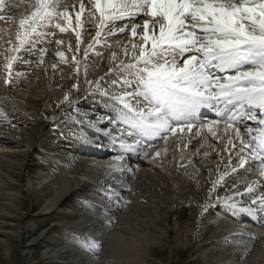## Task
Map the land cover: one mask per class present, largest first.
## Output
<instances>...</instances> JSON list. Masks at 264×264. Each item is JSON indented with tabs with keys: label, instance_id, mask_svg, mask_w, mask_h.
<instances>
[{
	"label": "bare ground",
	"instance_id": "1",
	"mask_svg": "<svg viewBox=\"0 0 264 264\" xmlns=\"http://www.w3.org/2000/svg\"><path fill=\"white\" fill-rule=\"evenodd\" d=\"M9 1L4 0L0 8V95L7 87L13 88L24 97V103L34 107L28 100L38 99L40 94L59 97L68 88L75 92L79 89L80 96L70 103L71 108L83 112L79 121L106 116L111 111V94L116 90H110L109 97H105L86 81L105 77L100 83L106 88L116 78L106 76L109 68L120 60L130 62L123 46L127 44L131 50V43L139 39L131 37L130 27L124 33L102 36V42L85 57L84 49L96 34L99 14L90 0H59L65 6L60 11L67 10L70 20L58 17L50 25L45 22L47 26L38 28L43 35L32 37L34 50L16 53L10 49L17 44L19 21L30 15L34 0H17V6L13 2L9 5ZM81 2L85 10L80 13L77 27L76 13ZM145 19L149 18L142 15L119 22L118 26L136 23L142 32ZM56 23L67 30L60 32ZM77 31L82 37L79 52ZM56 40L62 43L57 45ZM40 49L45 50L43 62L39 59ZM58 51L64 53L66 63L56 55ZM96 52L101 55L96 56ZM113 52L115 61L110 62ZM74 54L79 66L72 59ZM13 55L22 59L13 63L10 75L6 64ZM9 75V83L5 84ZM79 82L80 87H73ZM35 115L28 129H17L0 120V241H6L3 238L7 234L14 235L26 264H166L153 256L156 250L185 254L186 264H264V220L256 221L254 216L239 211L230 215L231 210L222 205L204 211L206 203H215L216 195L231 196L234 184L239 185L240 192L251 181L264 185L259 172L251 174L237 168L224 177L223 186L217 187L209 200L212 181L229 163L231 145L223 135V124L218 129L221 139L212 138L205 129L201 137L185 132L170 136L167 145L163 140L156 141L142 149L139 158L129 152L124 161L132 169L129 173L109 168L115 156L125 155L113 147L109 137L98 136L95 130L83 126L85 137L64 142L58 130L48 128L53 120ZM216 118L215 113L199 117L205 123ZM97 127L101 132L110 130L107 122ZM165 147L167 151L153 159V153ZM231 160L232 167H236L239 161L235 151H231ZM109 186L111 191H103ZM262 194L264 186L255 190V196ZM20 197L30 208L27 223L22 226L16 205ZM253 198L236 199L246 206ZM40 218H48L49 223L42 227ZM92 239L96 247L85 250ZM35 248L39 250V262L32 258Z\"/></svg>",
	"mask_w": 264,
	"mask_h": 264
},
{
	"label": "snow or ice",
	"instance_id": "2",
	"mask_svg": "<svg viewBox=\"0 0 264 264\" xmlns=\"http://www.w3.org/2000/svg\"><path fill=\"white\" fill-rule=\"evenodd\" d=\"M90 2L95 13L99 14V23L95 36L84 49L85 57L102 42V36L124 33L130 27L131 37L139 38L138 42L131 43V50L127 44L123 46L124 55L130 57V62L120 60L109 68L106 76L116 78L106 88H102L100 83L105 77L95 82L86 81L105 97H109L110 90H116L109 101L111 111L96 121H77L95 130L98 136L109 137L113 147L125 153L114 157L115 163L109 165L112 172L127 170L131 173L132 169L124 164L129 152L139 158L142 149L150 148L159 140L167 145L170 136L178 133H194L195 137H201L206 129L212 138L221 139L218 129L223 124V135L228 137L227 144L231 145V151H235L239 162L232 167L230 151L226 170L218 173V178L212 181L208 190L209 200L217 187L223 186L224 177L229 172H236L237 168L251 174L259 172L264 177V0ZM3 5L4 0H0V8ZM61 7L65 6L59 0H34L30 15L19 21L21 31L17 33L15 49L10 51H33L35 43L32 37L43 35L38 32L39 27L50 25L58 17L69 21V12H61ZM79 8L77 27L85 4L81 2ZM142 15L149 18L143 21L142 32L138 31L141 25L136 23L118 26L119 22L135 20ZM54 26L60 32L67 30L60 23ZM75 37L76 51L79 52L80 32L77 31ZM61 43V40H56L57 45ZM29 44L32 47L26 48ZM40 52L39 59L43 62L45 50L40 49ZM56 55L62 62H67L63 52L58 51ZM95 55L100 56L101 53L96 52ZM115 57L113 52L110 62L115 61ZM18 59L22 57L13 55L8 58L6 68L10 75L13 63ZM72 59L79 66L80 61L75 54ZM10 75L5 84L9 83ZM202 108L213 110L217 118L207 123L201 121L199 113ZM103 122L109 124V131L101 132L97 127ZM196 124L200 127H195ZM253 125L256 126L255 132ZM79 135L84 137L85 133L81 131ZM235 141L239 142L238 145ZM166 151V147L157 150L153 159ZM261 186L264 185L251 181L240 192L239 185L234 184L231 196L216 195L215 203H206L204 211L208 207L222 205L231 210L230 215L239 211L254 216L256 221L264 220V215H260L264 213V194L255 196V190ZM103 191H111V186ZM249 196L255 198L246 206H241V201L236 199ZM96 245L95 239L88 240L85 250L94 249Z\"/></svg>",
	"mask_w": 264,
	"mask_h": 264
},
{
	"label": "rangeland",
	"instance_id": "3",
	"mask_svg": "<svg viewBox=\"0 0 264 264\" xmlns=\"http://www.w3.org/2000/svg\"><path fill=\"white\" fill-rule=\"evenodd\" d=\"M15 1L17 0H10L9 5H11L13 2V6H17L18 1L17 3ZM79 84L80 82L77 83L76 86L80 87ZM79 92L81 93L79 89L75 92V90L68 88V90L65 93H62V95L59 97H54V94L49 96L40 94V98H32L28 100L30 102L33 101V103H31L34 105V108L33 106L24 103V97L22 95L16 94L15 89L7 87L4 90V94L0 95V120L2 119L3 123H7L17 129H28L29 126L34 124L36 116L35 114L39 113V115L43 118L53 120L52 123H49L50 126H48V128L50 130H58L60 140L70 142L75 138H83L79 135V133L81 131L85 133V129L80 123H77L83 112L74 107L71 108L70 104L74 99L80 96ZM65 95L67 96V99H65ZM103 142L106 143V141ZM51 170H53V168H51ZM16 205L18 209L20 208V219L18 220V223L21 224L20 226H22L23 224L27 223V216L30 213V208L23 197H20L17 200ZM38 221L42 227L49 223L48 218H40ZM3 240H6L7 242L0 241V264H26L25 259H23V257L20 255L19 245H17L16 237L12 234H7ZM38 251V248H35V251L32 253V258H35L36 261L39 262L40 259L38 257ZM153 256L157 259L160 258L164 260L163 262L166 264L187 263L185 254H168L165 250H156L153 252ZM39 264H42V262L40 261ZM194 264H200V262Z\"/></svg>",
	"mask_w": 264,
	"mask_h": 264
}]
</instances>
